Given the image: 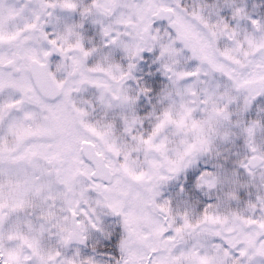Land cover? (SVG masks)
<instances>
[{
    "label": "snow or ice",
    "instance_id": "1",
    "mask_svg": "<svg viewBox=\"0 0 264 264\" xmlns=\"http://www.w3.org/2000/svg\"><path fill=\"white\" fill-rule=\"evenodd\" d=\"M0 264H264V0H0Z\"/></svg>",
    "mask_w": 264,
    "mask_h": 264
}]
</instances>
